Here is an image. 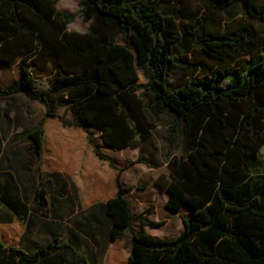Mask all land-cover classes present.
<instances>
[{
    "label": "trees",
    "instance_id": "trees-1",
    "mask_svg": "<svg viewBox=\"0 0 264 264\" xmlns=\"http://www.w3.org/2000/svg\"><path fill=\"white\" fill-rule=\"evenodd\" d=\"M59 1L0 0V69L19 60V79L8 87L0 84V96L22 93L45 106L42 120L26 136L42 173L75 165L83 206L107 205L115 248L106 264H264V187L253 186L250 172V165H264L259 156L264 147V54L241 64L232 57L233 52L248 55L245 45L253 44L255 34L244 42L234 33H206L201 21L181 34L159 8L160 2L176 0H81L80 14L89 26L77 32L69 30L77 14L58 10ZM204 1L217 14L239 3L246 17L264 23L259 0ZM178 44L187 53L199 47L223 67L189 62L184 67L188 80L173 87ZM34 68L51 69L53 76L41 78ZM65 103L75 121L58 114ZM165 115L172 118L164 141L172 146L181 137L183 153L169 159L170 174H162L156 184L169 194V211H191L181 215L184 231L172 240L135 231L132 221L151 228L165 222L145 218L151 208L133 215L124 197L130 188L121 181L123 171L152 163L140 155L117 167L100 151L91 130H99L110 147L136 149L151 139L153 118ZM36 199L47 203L46 188L39 186ZM23 224V216H17L0 227V264L79 263L47 256L57 247L54 243L34 254L22 252L17 237ZM126 231L131 234L128 252L118 246Z\"/></svg>",
    "mask_w": 264,
    "mask_h": 264
},
{
    "label": "crops",
    "instance_id": "crops-1",
    "mask_svg": "<svg viewBox=\"0 0 264 264\" xmlns=\"http://www.w3.org/2000/svg\"><path fill=\"white\" fill-rule=\"evenodd\" d=\"M33 72L44 79H51L53 76L51 69L43 72L34 68ZM18 79L19 69L15 81ZM0 99L4 101L0 107V227L12 224L17 216H23L24 224L17 237L18 247L22 252L34 254L39 248L48 247L49 244L54 243L57 247L47 256H68V259L73 263L79 261L78 264H83V262L75 256H83L90 264H105V256L115 248L112 241L113 218L108 214L107 205L105 202L95 201L83 206V191L77 175L73 172L77 171L75 165L60 166L53 172L42 173L39 169L38 156L32 149L33 142L26 136L42 120L45 106L38 101L29 99L22 93L9 97L0 96ZM64 99H68L66 93ZM16 100H23L24 103H17ZM35 102L40 103L42 107L39 118H37L34 110L29 108V105L32 107ZM63 107L69 108L72 114V118H64L75 121L76 117L69 105L65 103L59 108ZM59 108L57 109L58 114H60ZM155 125L151 139L155 136L154 131L162 127L157 122H155ZM165 127L167 129V124ZM91 130L94 132V139L97 133V139L103 148L124 150L106 145L101 132L93 127ZM144 143L140 142L138 147L134 149L138 150L139 153L130 162L137 160L140 155L143 156L145 162H151L147 154L142 153L140 150ZM174 145L175 143L169 146L167 150L169 154L165 162L161 159L162 163L160 165L152 164L151 166L143 162L136 163L123 171L121 181L124 186L130 188L124 197L133 215H140L146 209L151 208L150 214L145 218L156 222L165 221V226L171 225L172 228L176 226V229L180 224V235L184 231L181 215L189 216L191 211L187 207H184L180 213L169 211L166 208L169 194L156 184L157 179L162 174H170L169 159L174 156H181L183 153L182 144L180 153L175 151ZM100 151L110 157L119 168L129 163L128 161L123 165H119L113 157L104 153L101 149ZM160 156L162 157V151H160ZM129 169H135V173L125 182L124 174ZM148 169L155 171L151 181L153 188L150 193L157 191L165 205L166 216L162 220L156 200L144 199L143 196L145 195L143 193H147V190L139 188L138 180L145 179L144 175L148 172ZM40 185L47 190V203L45 205L39 204L36 199V193ZM133 191L136 194L132 193ZM132 195L135 198L134 202L131 199ZM140 206L143 207L142 213L136 210ZM134 223L140 226L138 228L134 227ZM132 227L135 231L145 230L148 233L147 226L137 221H132ZM151 229V232L157 234L155 231L159 228ZM165 235L162 237L165 238L163 240L167 238ZM121 241L128 244L126 247L129 251L131 247L130 232L126 231ZM122 243L119 241L118 246L123 247ZM62 244H68L73 249Z\"/></svg>",
    "mask_w": 264,
    "mask_h": 264
},
{
    "label": "rangeland",
    "instance_id": "rangeland-1",
    "mask_svg": "<svg viewBox=\"0 0 264 264\" xmlns=\"http://www.w3.org/2000/svg\"><path fill=\"white\" fill-rule=\"evenodd\" d=\"M154 2L156 0H146ZM81 0H60L57 8L60 11L67 13H76L75 20L72 24L69 25V30L77 31V32H85L89 26V23L84 22L82 15L80 14L81 10ZM260 7L264 10V0H259ZM159 8L163 11L165 15H167L170 20L173 22L175 27L177 28L179 33H184L185 31L191 30L192 25L201 21L205 27L206 33H234V36L241 38L244 42L250 40V35L255 34L254 38H252V45H245V50L248 51V55H240L237 52L232 53V57L234 59L235 64L244 63L247 60H250L253 56L263 55L264 54V23H260L258 21H254L245 16L242 5L236 3L224 11L222 14H217L210 10L207 7V4L204 0H176L171 4L159 3ZM242 54L243 51H240ZM174 66L172 68V72L170 75V84L173 87H179L183 85L188 77L184 73V67L189 63L196 64L199 68H204L202 64H208L212 67L213 70L216 68L223 67L221 64H218L215 61L210 60L207 56H205L199 47L193 48L190 52L187 53L185 46L182 44H178L175 48L174 54ZM18 64L19 60L14 62V64L6 69L0 70V84L3 87L9 86L13 83L18 74ZM145 79L140 73V83H145ZM17 103L23 104V100H16ZM4 103L0 99V107ZM37 116L40 117L42 113L41 104L38 102L34 103V106H30ZM59 113L63 115L65 118H72V114L69 108H59ZM36 118V117H35ZM170 115H165L163 117H155L153 118L155 122L162 125V127L157 128L154 131V137L145 142L140 150L143 153H146L148 158L150 159L152 164H161V159L166 161V157L169 152H167L169 146L164 141L165 136L169 134L168 129H166L165 125L171 120ZM95 142L100 149L113 157L119 165H123L128 161L132 160L139 153L138 150H134L131 148H126L124 150L117 149H105L100 146V142L97 139V133L95 134ZM175 151L180 153L181 148V137H179L175 141L174 145ZM114 150V151H113ZM160 151H162V157L160 156ZM260 159L264 161V147L260 151ZM250 172L254 176L253 186L260 189L264 187V165L255 166L250 165ZM135 173V169H129L124 174V181L127 182L129 178ZM155 175V171L153 169H148V172L144 175L145 179L138 180L139 188L147 190V193H143L144 199H155L158 203L160 218L162 220L163 217L166 216L165 213V205L163 204L162 198L159 197L157 191L150 193L152 190L151 181ZM146 180H149L146 182ZM132 193L136 194L135 191ZM131 198V196H130ZM132 202L135 201L134 196L132 195ZM148 206V205H147ZM149 207V206H148ZM143 207H139L136 209L138 212L142 210ZM145 208V207H144ZM142 213V211H141ZM148 216V215H145ZM165 222V221H164ZM166 223V222H165ZM140 225L134 223V227H139ZM175 229V230H174ZM146 230L149 234L161 238L165 235L167 240H172L178 237L180 231V224L176 229V226L172 228L171 225L163 226L159 229H156V233L154 234L151 228L147 227ZM122 243V241H120ZM124 249L128 252V248L126 247L128 244L122 243ZM107 257L105 256V264L107 261ZM126 256H122L124 260Z\"/></svg>",
    "mask_w": 264,
    "mask_h": 264
}]
</instances>
